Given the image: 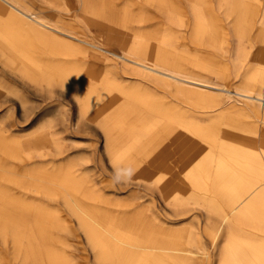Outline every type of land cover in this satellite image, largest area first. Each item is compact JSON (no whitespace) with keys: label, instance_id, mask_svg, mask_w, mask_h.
<instances>
[{"label":"bare ground","instance_id":"1","mask_svg":"<svg viewBox=\"0 0 264 264\" xmlns=\"http://www.w3.org/2000/svg\"><path fill=\"white\" fill-rule=\"evenodd\" d=\"M147 1L155 5V0ZM204 1L193 0L195 15L202 10ZM219 1L233 14L237 29L243 30L254 10L252 3ZM116 11L114 0H102L100 9L91 8L83 18L104 28L120 29L117 32L108 28L105 35L119 44L118 56L123 65L171 84L198 102L217 104V92L223 90L229 102L241 101L255 106L257 111L264 110V18L258 65L242 78L243 88L230 90L182 64L189 61L199 69L215 70L208 59L169 54L163 46L169 38L159 29L141 31L136 27L142 19L140 14L129 16L125 8L124 14L117 16ZM0 17L6 22L4 31H0V50L7 53L10 66L32 82L56 77L71 95L79 120L99 129L102 149L113 171L131 168L135 174L127 184L156 191L153 195L131 194L124 202L94 190L90 194L75 190L76 198L72 200L62 197L66 207L70 202L77 206L76 217L95 264H264V127L240 124L238 118L245 114L240 109L231 119L212 126L178 125L184 118L182 112L159 111L155 104L150 113L132 111L128 99L116 92L114 79L91 80L88 69L76 66L65 68L68 76H62L61 66L17 48V43L32 49L42 45L57 56L62 39L70 45L72 39L82 40L73 30L45 20L16 0H0ZM201 20L199 25L204 29L200 34L218 40L207 17ZM128 23L133 25L129 31ZM18 52L22 62L14 60L12 54ZM85 81L102 86L88 88L83 85ZM42 137L40 134L33 142L39 143ZM4 141L0 136V240L4 251L14 263L72 264L58 248L55 217L43 206H30L6 189L8 182L19 184L1 171L13 170L4 160L16 158L20 145L16 140ZM37 180L54 183L49 174H40ZM77 180L71 179L74 189H79ZM60 182L65 184V179ZM40 186L41 194L50 196V185ZM155 197L171 209L185 210V215L161 220L149 206ZM193 208L216 220L204 228L213 254L197 245L198 235L191 224H179L194 215ZM115 211L120 215L112 214Z\"/></svg>","mask_w":264,"mask_h":264},{"label":"rangeland","instance_id":"2","mask_svg":"<svg viewBox=\"0 0 264 264\" xmlns=\"http://www.w3.org/2000/svg\"><path fill=\"white\" fill-rule=\"evenodd\" d=\"M16 1L45 20L57 21L70 28L82 39H72L71 45L62 39V50L57 56L48 53L42 45H34L35 49H32L17 43V48L25 54L33 53L36 59L49 60L61 66L64 69L62 76H68L65 70L76 66L88 69L93 76L91 80L94 77L114 79L118 87L116 92L128 99V107L132 111L150 113L155 104L159 111L182 112L184 118L178 125L182 122L191 126L219 125L226 119H231L234 111L240 109L245 113L238 118L240 124L264 127V110L257 111L255 106L241 101L229 102L224 95L226 91L218 90L217 104L198 102L185 96L171 84L162 83L123 65L118 56L121 53L119 44L105 35L108 28L117 32L120 29L112 26L104 28L88 23L83 18L91 8L100 9L102 0ZM246 1L252 3L254 10L243 30L237 29L233 14L225 10L219 0H205L202 10H198V17L193 11V0H155V5L147 0H114V8L117 16L124 14L125 8L129 16L140 14L142 19L136 27L141 31L156 27L165 34L169 41H165L163 46L169 54L208 59L215 70L199 69L189 61H183L182 64L190 71L202 72L210 81L235 90L243 88L242 78L258 65L257 56L262 43L260 31L264 18V0ZM203 16L207 17L218 40H211L200 34L204 29L199 25ZM5 24V20L0 17V31H4ZM132 26L128 23L127 30ZM66 46L71 49L67 50ZM12 55L14 60L22 62L20 52ZM9 61L7 53L0 50V136L4 137L5 143L16 140L20 145L16 158L4 160L13 170L1 171L8 177L16 178L19 184L8 182L5 187L12 196L30 206H43L55 217L58 228L54 236L58 240V248L72 264H95L76 217L79 213L77 206L70 202L69 208L66 207L62 197L72 200L76 198L75 190L86 194L96 191L120 202L131 194L153 195L156 191L151 187L133 188L131 184L115 183L114 171L102 149L99 129L87 121L88 125L86 120H79L71 95L58 79L48 77L47 80L28 81L21 71L10 66ZM222 70L228 74L225 75ZM83 85L88 88L95 85L98 89L102 86L101 83L86 81ZM40 134H43L42 140L35 144L34 138ZM40 174L53 176L54 183H40L37 180ZM72 177L78 179L79 189L71 186ZM62 178L65 179V184L60 182ZM41 184L50 185V196L41 194ZM124 189L130 190L124 192ZM149 203L161 220L178 218L186 212L171 209L170 205L158 197L151 199ZM198 210L193 208L194 215L179 224H191L198 235L197 245L213 254L212 244L204 237V228L210 223L215 224L216 220ZM112 214L120 215L117 211ZM0 262L22 264L10 260L1 240Z\"/></svg>","mask_w":264,"mask_h":264},{"label":"clouds","instance_id":"3","mask_svg":"<svg viewBox=\"0 0 264 264\" xmlns=\"http://www.w3.org/2000/svg\"><path fill=\"white\" fill-rule=\"evenodd\" d=\"M134 170L129 168L126 170H115L113 174V180L115 183H130L132 180V177L134 176Z\"/></svg>","mask_w":264,"mask_h":264}]
</instances>
